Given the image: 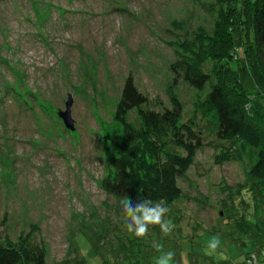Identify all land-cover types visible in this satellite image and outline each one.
Masks as SVG:
<instances>
[{
	"label": "rangeland",
	"instance_id": "rangeland-1",
	"mask_svg": "<svg viewBox=\"0 0 264 264\" xmlns=\"http://www.w3.org/2000/svg\"><path fill=\"white\" fill-rule=\"evenodd\" d=\"M218 1L0 0L4 234L17 241L35 226L31 241L44 250L45 264H101L106 256L123 263L119 239L127 231L121 204L98 185L106 169L100 119H110L130 75L148 109L171 107V90L182 104L183 120L192 121L202 141L193 164L177 175L178 239L193 235V226L195 232L217 228L221 248L234 249L229 242L238 237L236 221L225 225L221 210L236 204L239 209L229 215L251 219L252 207L241 211L235 198L238 187L250 185L251 155L239 142L216 139L196 106L203 94L174 78V48L167 44L197 27L211 30ZM68 98L75 133L58 117ZM226 147L234 158L217 161ZM143 246L146 264H153L154 249ZM198 263L205 264L201 257Z\"/></svg>",
	"mask_w": 264,
	"mask_h": 264
},
{
	"label": "trees",
	"instance_id": "trees-1",
	"mask_svg": "<svg viewBox=\"0 0 264 264\" xmlns=\"http://www.w3.org/2000/svg\"><path fill=\"white\" fill-rule=\"evenodd\" d=\"M213 11L216 16L211 30L197 27L189 37L167 43L175 54L170 70L174 78L203 94L196 106L201 117L211 123L216 139L233 145L239 142L251 155L247 171L250 185L238 187L235 193L241 211L252 207L251 219L229 215L233 207L239 209L236 204L221 210L228 219L225 225L231 219L236 221L238 237L231 235L233 250L221 248L213 257L203 255L202 249L217 234V228L195 232L193 226V235L178 239L179 216L174 205L182 190L177 175L193 164L202 141L192 121L183 120L182 104L171 90V107L148 109L146 96L129 75L110 119H100L106 169L98 185L119 201L125 196L164 200L170 209L166 219L174 227L169 236H164L158 226H150L146 238L127 232L125 240L119 239L122 264L148 263L149 254L143 245L153 250V241L167 242L165 248L176 252V264H199L198 257L205 264H237L241 257L264 252V0H219ZM229 148L218 152L217 161L234 158ZM3 224L1 220L0 264H45L44 250L31 241L35 226L14 241L3 233ZM106 257L101 264H117Z\"/></svg>",
	"mask_w": 264,
	"mask_h": 264
},
{
	"label": "clouds",
	"instance_id": "clouds-1",
	"mask_svg": "<svg viewBox=\"0 0 264 264\" xmlns=\"http://www.w3.org/2000/svg\"><path fill=\"white\" fill-rule=\"evenodd\" d=\"M121 217L124 229L136 238H144L148 235L150 226H158L164 236L172 233L174 225L166 216L170 212L164 200L153 201L147 197L133 199L125 196L120 201ZM219 234L211 236L202 249L203 255L213 257L221 249ZM151 247L156 255L153 264H176V252L166 249L162 243L153 241ZM264 264V252L259 255L251 253L247 259L241 257L237 264Z\"/></svg>",
	"mask_w": 264,
	"mask_h": 264
},
{
	"label": "water",
	"instance_id": "water-1",
	"mask_svg": "<svg viewBox=\"0 0 264 264\" xmlns=\"http://www.w3.org/2000/svg\"><path fill=\"white\" fill-rule=\"evenodd\" d=\"M71 99L68 98V100L66 101V110L64 113L59 114V118L60 121L62 122L63 126H65L66 128L70 129V130H74L73 128V120L70 117V103Z\"/></svg>",
	"mask_w": 264,
	"mask_h": 264
}]
</instances>
